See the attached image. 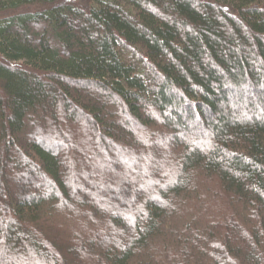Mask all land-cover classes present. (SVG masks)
Listing matches in <instances>:
<instances>
[{
	"label": "trees",
	"instance_id": "1",
	"mask_svg": "<svg viewBox=\"0 0 264 264\" xmlns=\"http://www.w3.org/2000/svg\"><path fill=\"white\" fill-rule=\"evenodd\" d=\"M0 264H264V0H0Z\"/></svg>",
	"mask_w": 264,
	"mask_h": 264
},
{
	"label": "rangeland",
	"instance_id": "2",
	"mask_svg": "<svg viewBox=\"0 0 264 264\" xmlns=\"http://www.w3.org/2000/svg\"><path fill=\"white\" fill-rule=\"evenodd\" d=\"M128 194H129V193H128V191H126V190H125V192L123 193V195H128Z\"/></svg>",
	"mask_w": 264,
	"mask_h": 264
}]
</instances>
